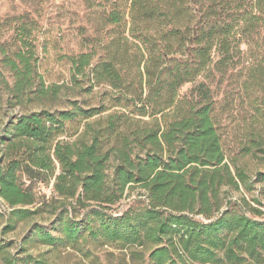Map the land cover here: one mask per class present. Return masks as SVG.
<instances>
[{
    "label": "trees",
    "instance_id": "1",
    "mask_svg": "<svg viewBox=\"0 0 264 264\" xmlns=\"http://www.w3.org/2000/svg\"><path fill=\"white\" fill-rule=\"evenodd\" d=\"M79 5L92 17L82 26H97L94 43L85 36L80 51L67 55L62 85L42 72L30 27L40 20L15 15L16 31L0 35L6 228L48 215L62 236L36 224L34 235L47 245L75 244L86 230L105 245L150 251L148 264H262L264 220L240 202L220 213L233 204L226 192L246 181L228 162L215 92L237 77L245 96L264 94V0ZM34 182L52 184L49 200L37 196ZM123 201L122 214L110 213ZM28 264L50 263L31 257Z\"/></svg>",
    "mask_w": 264,
    "mask_h": 264
},
{
    "label": "rangeland",
    "instance_id": "2",
    "mask_svg": "<svg viewBox=\"0 0 264 264\" xmlns=\"http://www.w3.org/2000/svg\"><path fill=\"white\" fill-rule=\"evenodd\" d=\"M15 15H29L30 19L36 18L41 22L42 26L30 27L34 30L33 36L37 37L39 53L43 58L42 72L48 83L62 85L68 81L67 55L77 54L85 39H90L86 44L91 41V44L94 43L93 34L97 26H82L84 21L92 19L90 13L79 5V0H0V25H3L0 26V35L3 38L12 36L18 28ZM191 89V84L184 86L181 95L189 93ZM67 92L62 90L63 94ZM255 92L252 98L245 96L237 77L225 80L215 92V121L228 162L233 173L236 174L237 168L246 181L244 184L237 180L238 190L229 189L226 192L228 189H223L228 201L231 200L233 204L227 205L225 202L220 213L240 202L238 208L246 210L251 217L264 220V118L255 113L254 109L255 106L264 111V94L261 91ZM82 126L78 125L81 131ZM76 137L69 139L63 136L61 139L73 141ZM33 188L39 198H51L52 184L47 186L34 182ZM121 204L110 213L122 214L128 205L127 201ZM0 213V241L4 245L0 253V264H28L31 257H43L50 264H148L150 251L128 246L123 248L118 244L105 245L100 240H94L86 230L81 231L75 244L61 241L47 245L34 235V227L39 224L52 231L54 216L49 218L45 215V220L38 216L28 222H17L15 230L11 231L6 228L8 208L1 200ZM77 216L81 220L84 212H78ZM198 219L206 221L202 217ZM93 220V217L89 218L84 225ZM52 232L54 236H62L56 230ZM243 264L254 263L248 259Z\"/></svg>",
    "mask_w": 264,
    "mask_h": 264
}]
</instances>
